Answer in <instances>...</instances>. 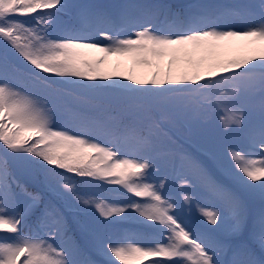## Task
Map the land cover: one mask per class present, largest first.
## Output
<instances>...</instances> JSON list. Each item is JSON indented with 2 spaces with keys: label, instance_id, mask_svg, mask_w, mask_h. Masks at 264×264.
I'll use <instances>...</instances> for the list:
<instances>
[{
  "label": "snow or ice",
  "instance_id": "6c2138e0",
  "mask_svg": "<svg viewBox=\"0 0 264 264\" xmlns=\"http://www.w3.org/2000/svg\"><path fill=\"white\" fill-rule=\"evenodd\" d=\"M0 264H264V0H0Z\"/></svg>",
  "mask_w": 264,
  "mask_h": 264
},
{
  "label": "rangeland",
  "instance_id": "374dc122",
  "mask_svg": "<svg viewBox=\"0 0 264 264\" xmlns=\"http://www.w3.org/2000/svg\"><path fill=\"white\" fill-rule=\"evenodd\" d=\"M180 2H187V0H179Z\"/></svg>",
  "mask_w": 264,
  "mask_h": 264
},
{
  "label": "trees",
  "instance_id": "16d2710c",
  "mask_svg": "<svg viewBox=\"0 0 264 264\" xmlns=\"http://www.w3.org/2000/svg\"><path fill=\"white\" fill-rule=\"evenodd\" d=\"M164 2L171 3L169 0H164Z\"/></svg>",
  "mask_w": 264,
  "mask_h": 264
}]
</instances>
